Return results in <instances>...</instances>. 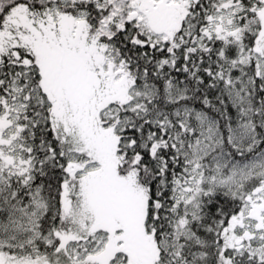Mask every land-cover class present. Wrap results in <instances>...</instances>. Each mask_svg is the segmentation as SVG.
I'll use <instances>...</instances> for the list:
<instances>
[{
  "label": "snow or ice",
  "instance_id": "snow-or-ice-1",
  "mask_svg": "<svg viewBox=\"0 0 264 264\" xmlns=\"http://www.w3.org/2000/svg\"><path fill=\"white\" fill-rule=\"evenodd\" d=\"M249 76L264 0H0V264H264V163L204 112Z\"/></svg>",
  "mask_w": 264,
  "mask_h": 264
},
{
  "label": "trees",
  "instance_id": "trees-1",
  "mask_svg": "<svg viewBox=\"0 0 264 264\" xmlns=\"http://www.w3.org/2000/svg\"><path fill=\"white\" fill-rule=\"evenodd\" d=\"M248 83L253 88L250 97L237 99L224 88L218 90L213 98L212 110H204L206 117L211 118L219 130L222 150L228 152L231 158L242 162L264 151V96L256 92L255 81L251 76ZM169 97L170 93L165 88L161 99L169 104L173 102ZM249 136L254 139L251 144L249 139H245Z\"/></svg>",
  "mask_w": 264,
  "mask_h": 264
},
{
  "label": "rangeland",
  "instance_id": "rangeland-1",
  "mask_svg": "<svg viewBox=\"0 0 264 264\" xmlns=\"http://www.w3.org/2000/svg\"><path fill=\"white\" fill-rule=\"evenodd\" d=\"M247 127L248 126H245V128ZM245 139H249L250 144L254 140L251 136L246 137ZM221 147H222V142L220 135L218 134V138L216 139L215 143L211 148V155H210L211 156L210 161L214 164L232 166V167H236V166L247 167V166H254L264 163V151L252 157L251 159L242 162L240 160H235L231 158L229 153L226 152L225 150H222Z\"/></svg>",
  "mask_w": 264,
  "mask_h": 264
},
{
  "label": "bare ground",
  "instance_id": "bare-ground-1",
  "mask_svg": "<svg viewBox=\"0 0 264 264\" xmlns=\"http://www.w3.org/2000/svg\"><path fill=\"white\" fill-rule=\"evenodd\" d=\"M261 153V152H260Z\"/></svg>",
  "mask_w": 264,
  "mask_h": 264
}]
</instances>
